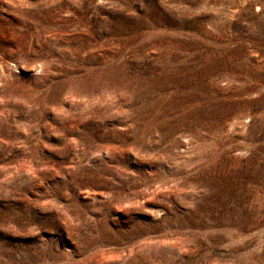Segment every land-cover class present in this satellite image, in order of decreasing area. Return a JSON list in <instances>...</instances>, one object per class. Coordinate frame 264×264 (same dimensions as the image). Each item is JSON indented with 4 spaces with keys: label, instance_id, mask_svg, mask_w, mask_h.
I'll return each mask as SVG.
<instances>
[{
    "label": "rangeland",
    "instance_id": "rangeland-1",
    "mask_svg": "<svg viewBox=\"0 0 264 264\" xmlns=\"http://www.w3.org/2000/svg\"><path fill=\"white\" fill-rule=\"evenodd\" d=\"M0 264H264V0H0Z\"/></svg>",
    "mask_w": 264,
    "mask_h": 264
}]
</instances>
